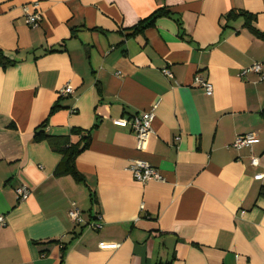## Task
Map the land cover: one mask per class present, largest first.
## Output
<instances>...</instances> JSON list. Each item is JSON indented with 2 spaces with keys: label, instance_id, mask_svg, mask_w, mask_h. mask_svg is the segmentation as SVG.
I'll use <instances>...</instances> for the list:
<instances>
[{
  "label": "crops",
  "instance_id": "0c3cea01",
  "mask_svg": "<svg viewBox=\"0 0 264 264\" xmlns=\"http://www.w3.org/2000/svg\"><path fill=\"white\" fill-rule=\"evenodd\" d=\"M0 52V264H264V81L240 77L264 65V0H0ZM154 106L140 149L127 120ZM44 122L56 148L36 141ZM88 136L77 182L58 149ZM134 161L163 181L138 182Z\"/></svg>",
  "mask_w": 264,
  "mask_h": 264
},
{
  "label": "built area",
  "instance_id": "2783aa9c",
  "mask_svg": "<svg viewBox=\"0 0 264 264\" xmlns=\"http://www.w3.org/2000/svg\"><path fill=\"white\" fill-rule=\"evenodd\" d=\"M23 10L26 14V24L31 28L38 27L41 22L40 13L38 12L30 13L27 6H24ZM162 73L166 77L172 78V73L169 69H164ZM248 75H257L259 77V81L263 82L264 65L261 63H256L248 68L243 69L240 73V77L242 78L247 77ZM193 83L195 86L201 88L206 96L208 97L213 96L214 86L208 80L204 79L200 74L195 76ZM72 93H73V88L67 85L64 89L61 90L60 95L68 96ZM156 107L157 106H154L148 112H141L135 114L130 118V120H127V123L130 124L131 131L133 132V134L136 135V138L138 139V148L140 149L143 147L146 139L150 136V134L153 133L152 124L155 118ZM178 139L179 138H177V140ZM255 141H256L255 134L237 136L234 142L230 145V147L236 150L244 147H251L255 143ZM251 164L252 166L257 167L259 164L258 159L253 157L251 160ZM129 169L131 170L135 179L142 184L151 181H163L160 172L148 162L134 161L130 165ZM15 192L20 201L27 200L30 195V190L26 187L17 188ZM68 215L70 219L78 225H86L87 227L95 230L102 229V224L100 222H96V223L92 222L91 224H86L84 219L82 218L81 210L78 207H76L74 203L72 204V207ZM98 219L99 220L101 219L100 216ZM0 225L1 226L6 225V220L4 216H0ZM99 247L102 250H115L119 247V245L100 243Z\"/></svg>",
  "mask_w": 264,
  "mask_h": 264
},
{
  "label": "trees",
  "instance_id": "16d2710c",
  "mask_svg": "<svg viewBox=\"0 0 264 264\" xmlns=\"http://www.w3.org/2000/svg\"><path fill=\"white\" fill-rule=\"evenodd\" d=\"M234 15L233 13L230 14L229 16ZM170 16V12L169 11H165V10H159L156 11L150 18L144 20L138 27H136L133 31L137 33L138 32H143L146 28L152 26L155 21L158 18L161 17H168ZM251 27V26H249ZM13 62L9 61L8 58H6L1 52H0V66L3 68H7L9 66H12ZM57 108H53L51 110V112H55ZM45 122L36 130V141H40V140H47V142L54 148L55 145H61V140L62 139H55V138H51L50 136H46L44 134V132L40 129V128H44L45 127ZM74 134H79V131L74 130L73 131ZM90 146V138L85 137L83 139H81L78 143L76 144H67L65 143L63 145V147L61 148H57L59 150L60 153H62L63 156V162L61 163V166L59 168L60 172L62 174H66V175H72L74 177V179L77 182H82V177L80 176V174L78 173V171L76 170V166H75V161L77 159V157L85 150H87ZM56 148V147H55ZM60 264H64L63 261Z\"/></svg>",
  "mask_w": 264,
  "mask_h": 264
}]
</instances>
